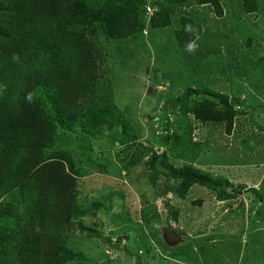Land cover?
Returning a JSON list of instances; mask_svg holds the SVG:
<instances>
[{
	"label": "rangeland",
	"instance_id": "obj_1",
	"mask_svg": "<svg viewBox=\"0 0 264 264\" xmlns=\"http://www.w3.org/2000/svg\"><path fill=\"white\" fill-rule=\"evenodd\" d=\"M163 1L141 0L135 38L87 24L103 76L75 131L73 113L51 112L49 155L76 177L84 214L63 234L77 251L64 264H264V0L253 14L226 1L221 18L208 5L177 6L172 25L153 30L151 18L172 9ZM185 15L203 27L193 55L175 38ZM186 168L218 189H186L176 178Z\"/></svg>",
	"mask_w": 264,
	"mask_h": 264
},
{
	"label": "trees",
	"instance_id": "obj_2",
	"mask_svg": "<svg viewBox=\"0 0 264 264\" xmlns=\"http://www.w3.org/2000/svg\"><path fill=\"white\" fill-rule=\"evenodd\" d=\"M226 1L232 0H164L163 6L171 4L172 9L161 8L151 25L153 30L170 27L176 7L184 5L211 6L221 18ZM259 1L242 0L244 12L258 13ZM99 2L0 0V84L7 86L0 96V264H64L69 250L77 252L66 248L63 234L84 214L76 204V177L63 160L49 155L57 142L51 112L59 108L68 116L73 113L67 129L75 131L78 108L95 95L103 76L98 48L85 35L87 24H102L115 40L135 38L143 29L132 19L141 0ZM187 24L202 35L203 27L185 15L182 25ZM175 38L181 48L191 39L184 27ZM13 54L19 59L13 60ZM28 92L35 96L32 105L23 99ZM177 176L186 189L193 184L219 187L210 174L197 170L186 168ZM14 193L20 200L6 204ZM9 221L7 229L3 224ZM77 225L91 231L81 222Z\"/></svg>",
	"mask_w": 264,
	"mask_h": 264
},
{
	"label": "clouds",
	"instance_id": "obj_3",
	"mask_svg": "<svg viewBox=\"0 0 264 264\" xmlns=\"http://www.w3.org/2000/svg\"><path fill=\"white\" fill-rule=\"evenodd\" d=\"M184 31L189 34L191 39H189L185 43L184 51L188 54L193 55L199 50V40H200V30L198 27L194 26L193 24H187L184 26ZM13 60H18L19 56L13 54ZM6 85L0 84V96H2L6 90ZM24 102L28 105H32L35 103V96L33 92H28L24 97ZM107 232V229H106Z\"/></svg>",
	"mask_w": 264,
	"mask_h": 264
},
{
	"label": "built area",
	"instance_id": "obj_4",
	"mask_svg": "<svg viewBox=\"0 0 264 264\" xmlns=\"http://www.w3.org/2000/svg\"><path fill=\"white\" fill-rule=\"evenodd\" d=\"M148 14L152 13V9L150 7L147 8Z\"/></svg>",
	"mask_w": 264,
	"mask_h": 264
},
{
	"label": "crops",
	"instance_id": "obj_5",
	"mask_svg": "<svg viewBox=\"0 0 264 264\" xmlns=\"http://www.w3.org/2000/svg\"><path fill=\"white\" fill-rule=\"evenodd\" d=\"M106 230V229H105ZM70 244H72L71 242H70ZM73 245V244H72ZM80 251V250H79Z\"/></svg>",
	"mask_w": 264,
	"mask_h": 264
}]
</instances>
